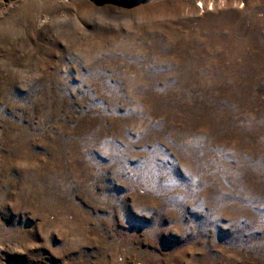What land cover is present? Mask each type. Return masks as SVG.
I'll return each mask as SVG.
<instances>
[{
  "label": "rangeland",
  "instance_id": "1",
  "mask_svg": "<svg viewBox=\"0 0 264 264\" xmlns=\"http://www.w3.org/2000/svg\"><path fill=\"white\" fill-rule=\"evenodd\" d=\"M0 264H264V0H0Z\"/></svg>",
  "mask_w": 264,
  "mask_h": 264
}]
</instances>
